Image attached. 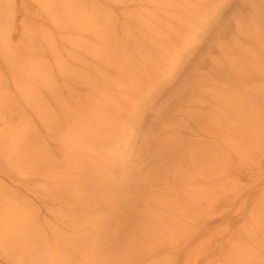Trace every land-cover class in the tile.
I'll list each match as a JSON object with an SVG mask.
<instances>
[{
	"label": "bare ground",
	"instance_id": "bare-ground-1",
	"mask_svg": "<svg viewBox=\"0 0 264 264\" xmlns=\"http://www.w3.org/2000/svg\"><path fill=\"white\" fill-rule=\"evenodd\" d=\"M218 1L221 3L223 0H163L166 3L175 2L179 8L177 10L164 9L160 0L10 1L12 6L17 4L18 8L11 12L7 9L8 14L0 17V178L8 182L0 181V260H13V264H41L47 253L57 252L56 243L61 244L65 253L61 264H77L78 259L83 260L85 257L92 260L99 250L93 247V241L87 244L85 240L98 231L99 237L103 238L98 264H178L180 255L176 252L179 250L157 247L154 239L157 238L158 229L172 227L168 219L158 216L155 220L157 227L150 224L146 228V225L136 224L131 235L126 230L127 218L122 215L121 209L127 199L122 196V192H129L119 184L112 183L107 175L111 172L114 159L109 151L114 142L119 143L120 137L114 135L111 128L115 126V121L121 119L125 120L129 129V124L135 125L141 112L135 107L130 113L125 103H119L113 86L129 87L136 81V89L140 93L147 96L156 94L158 99L157 81L168 68L165 62L161 63L162 57H168L169 47L175 42V34L181 33L186 26H193L195 35H204L207 26L201 21L207 19L205 15L210 12L220 15L223 12L220 3L215 5ZM187 2L196 9L184 6ZM143 12H149L148 17L156 19L145 20L149 26L146 29L149 42L141 46L145 50L143 55H132L134 69L129 70L121 65V57L124 45L128 52L130 38L116 37L115 40L111 30H108L112 25L108 28L102 22L114 19V28H124L130 25L134 14ZM176 19H179L178 24H175ZM164 20L170 27L161 30L162 37H153L154 21L163 24ZM100 23L101 31L96 29ZM33 34L41 40L48 36L50 45L31 44L30 36ZM64 34H75L77 39L68 40ZM141 34L143 32L134 33L132 37L137 36L142 41ZM14 37H17L16 41L19 40L16 44ZM197 40L186 46L180 45L177 58L184 55L188 50L186 47L195 44L194 50L200 48ZM236 44L253 45L264 51V31L260 30L253 37L246 38L244 43L237 41ZM89 47L93 48V54L101 56L99 69L83 56L88 53ZM108 56L115 61H105ZM253 56L259 60L257 54L253 53ZM261 56L264 58V52ZM47 58L53 61L51 67H47ZM150 61L157 68L149 72ZM158 63L161 65L159 69ZM252 63H256L255 60ZM110 67L113 73L108 71ZM91 68L94 73L90 78ZM249 72V81L256 82L262 78L255 71ZM143 73L147 78L142 77ZM260 80L257 88L261 93L257 92V96L261 99L264 97V78ZM80 85L86 88L82 90ZM186 89L183 88L182 95ZM203 89L199 84V90ZM215 91L218 93L217 88ZM157 99L151 103L156 105ZM197 99L209 104V111L216 113L214 121L209 127L208 121L202 123L208 119V114L206 117L190 118L182 133L194 136V131L187 132L191 126L210 137L206 145L214 150L212 154L207 152L208 155L220 158L236 149L241 139L238 125L245 131L247 127L260 130L264 122L262 111L244 115L242 98L231 101L226 96L213 95L208 101L205 95L195 98L193 94H187L167 102L165 108V103L156 108L154 115L164 112L167 124L173 130L161 133L157 141L163 143L175 139L173 137L181 132L178 130L180 121L171 118L168 109L183 110L186 104H192ZM252 104L245 101L244 106L252 107ZM133 114L136 116L133 117ZM84 118L94 125L86 127L82 122ZM215 125H218L216 129ZM263 127L261 130H264ZM187 143L190 150L182 148V154L174 146H164L158 154L167 152L168 157L173 159L181 155L188 161L179 162V168H184L185 172L199 164L203 167L213 166L204 160L203 152L197 150L200 145L196 140L191 138ZM261 156L263 162L264 151ZM170 168L167 167V174ZM226 169L227 165L222 167L221 172L231 177H244L256 186L264 185V180L259 179L263 169L258 166L245 167L244 170L234 167ZM115 186L120 190L119 195L110 194ZM260 187L257 188L260 194L255 195L253 202L259 201L264 195ZM245 196L235 193L222 197L219 202L221 206L232 207ZM36 203L39 204L38 208L35 207ZM110 205L109 211L107 207ZM139 209L143 211L144 207ZM97 210H101L100 216H97ZM113 210L118 213L117 216ZM135 217L141 219L137 214ZM83 222L86 224L83 225ZM230 223L231 220L224 226L223 233L218 230L222 242H218V250L205 252L204 260L227 254L224 248L228 247L224 244L236 240L234 236L240 234L238 228H228ZM243 232L248 233L246 230ZM148 234L152 237L149 238ZM251 236H254L253 231ZM87 246L90 252L85 251ZM232 247L235 249L232 254L236 264H253V254H244L252 252L250 248L243 249L238 241ZM181 249L185 251V248Z\"/></svg>",
	"mask_w": 264,
	"mask_h": 264
},
{
	"label": "rangeland",
	"instance_id": "rangeland-1",
	"mask_svg": "<svg viewBox=\"0 0 264 264\" xmlns=\"http://www.w3.org/2000/svg\"><path fill=\"white\" fill-rule=\"evenodd\" d=\"M10 1L0 0V17L8 14L6 13L8 12L7 9H10L9 12H11L14 8H18L17 4L12 6ZM160 2L164 9H179L176 7L175 2L166 3L163 0H160ZM187 3L184 6L189 7L191 10L196 9L195 6H189V2ZM219 3L220 1L216 2L215 5ZM220 5L223 10L220 15L210 12L205 15L207 19L201 21L207 26L204 35L199 37L195 35V27L186 26L181 30V33L175 34V42L169 47L168 57H162L163 62L157 59L158 62H165V65L168 66L167 70L162 74V78L157 81L159 84L158 99L155 97L156 94L147 96L145 93H140L136 89V81L129 87L113 86L119 103H125L130 113L134 111L135 107L139 108L141 116L136 120L134 119L135 125L134 123L132 125L129 124V129L125 120L119 119L115 121V126L113 125L111 130L114 135H119L120 137L118 139L119 143L114 142L109 151L114 159L111 172L107 175L112 183L119 184L129 192L127 193L124 190L122 192V196L127 199V203L125 206L122 204L123 208L121 209L122 215L127 218L125 226L129 235L133 234L136 224L146 225V228H149L150 224L157 227L158 224L155 223V220L158 216L168 219L167 221L173 224L172 227H167L168 229H158L159 231L155 236L157 238L154 239L157 247L179 250V252H176V254L180 255V259L177 261L178 264H236L232 254V251L235 250L232 244L236 241L243 249L250 248L249 250L252 252L244 254H253V264H264V195L259 201L253 202L255 195L260 194L257 191L260 186L252 184L251 180L244 177L236 175L231 177V175L221 172L222 167L225 165H227L226 170L233 167L238 170H244L245 167L256 168L258 166L263 169L259 179L264 180V161L262 162L261 156L264 151V130H261L264 122L262 123L263 126H260V130L247 127L248 129L245 131L241 125H238L241 139L236 144L237 148L220 158L208 155L206 154L207 152L212 154L214 150L209 145H206L210 141V137L198 131L196 127L193 128L191 126L187 132L194 131V136L182 133V131H185V126H188L190 118L206 117L208 114V119L202 123L208 121L209 127L210 123L214 121L216 113L209 111V104L197 99L192 104H184L185 109L183 110L176 108L172 111L168 109L170 117H175V119L180 121L178 130L181 132L173 137L175 139L163 143L162 141H157L161 133L173 130L167 124L164 112H157L154 115V112L157 111L156 108L162 107L163 103H165V108L167 102H173L176 98L180 96L183 98L187 94H193L195 98L205 95L208 101L211 100L213 95L218 97L226 96L231 101H238L242 98L244 115L258 113L259 111L264 112V97L260 99L257 96V92L261 93L257 88V84L261 82L260 79L264 78V58L261 56L264 51L253 45L236 44L237 41L244 43L246 38L253 37L254 33L260 30L264 31V0H223ZM148 16H150L149 12L134 14L133 18H131L132 21L129 22L130 25L124 28H114V19H105L102 22L106 23L108 28H111L112 25V28L108 30H111L115 40L116 37L130 38L128 52L127 46L124 45V54L121 57V65H124L129 70L134 69L132 67V55H143L145 50L141 46L149 42L148 31H146L149 26L145 20L148 18L156 19V17ZM178 20H175V24H178ZM192 21H195V19ZM102 23L96 28L97 30L101 31ZM154 24L155 27L152 29L151 34L153 37H162L163 32L161 30H166L170 27L166 20H164L163 24L159 21H154ZM141 32H143L141 34L142 41L137 36L135 38L132 37L134 33ZM30 38V43L35 46L50 45L49 43H51V39L48 36V39L41 40L37 36L34 37L33 34ZM64 38L75 40L77 35L64 34ZM197 38L200 48L194 50L195 44L186 47L188 50L185 51L184 55L181 58H177L180 45L186 46L187 43L194 42ZM16 39L17 37L13 39L15 44L19 41H16ZM134 39L136 41H133ZM206 43H208V48ZM12 48L13 46L10 47V49ZM92 49V47H89L88 53H84L83 56L87 60L92 61L96 69H99L102 64L101 56L93 54ZM253 53L258 55L259 60L254 58ZM45 60L48 61L47 67H51L52 59L47 58ZM252 60H255L256 63L250 64ZM105 61L113 62L115 59L108 56ZM168 61L172 62L168 63ZM151 62L148 64L149 72L157 68ZM160 67L161 65L158 63V69ZM108 71L113 73L111 67ZM249 71L261 74L262 78L256 82L249 81ZM93 73L94 69L91 68L89 70L90 78ZM143 74L142 77L147 78L146 74ZM199 84L204 87L203 90H199ZM184 87H187V89L182 95ZM79 88L84 90L83 88L86 87L80 85ZM216 88L218 93L215 91ZM155 99H157L156 105L151 103ZM245 101L254 104H252V107H245ZM180 107L183 106L180 105ZM177 109L178 113L176 115ZM135 116L136 114H133V117ZM82 122L86 127L94 125L87 118H84ZM215 126L214 129L218 125ZM191 138L200 145L197 150L203 152L204 160H208V163L213 166H207V168L199 164L197 167H192L185 172L184 168H179V162H188L184 157L180 155L178 158L173 159L168 157L167 152L158 154L159 150L164 146L165 148L168 146L177 147L182 154V148L190 150V145L187 141ZM191 153L196 154L195 151H191ZM88 162L89 159L87 160ZM184 166L186 165L184 164ZM167 167H171L168 174L165 172ZM0 181L8 184L2 178H0ZM120 183H123V185ZM114 188H112L110 194L119 195L120 190L116 186ZM260 188H263L264 191V185ZM235 193H243L246 196L232 207L220 205L219 201L222 197ZM194 194L196 196H193ZM244 199H246L245 203L243 202ZM38 206L39 204L36 203L35 207L38 208ZM141 206L144 207L143 211L139 209ZM110 207L111 205L107 209ZM139 211L141 214H139ZM112 212L116 211L113 210ZM101 213V210H97V216H100ZM117 214L116 212L115 216ZM136 214L141 216V219L138 220L135 217ZM171 216L173 217L169 219ZM132 218L137 220H132ZM229 220H231V223L228 224V228H238L240 234L234 236L236 240H230L229 243L224 244V246L228 247L224 248V250H227L226 255L221 257L216 255L204 260L203 255L205 252L218 250V242H222V237L218 234V230L221 232ZM84 224L86 222H83ZM114 224L111 223V225ZM245 230L248 233H244L243 231ZM252 231L254 236H251ZM148 237L151 238L152 236L148 234ZM85 241H87V244L89 241H93V247H97L99 253L94 255L95 259L92 260L87 257L83 260L78 259L77 264H98L101 259L100 245L103 238L99 237V232L97 231L96 234L93 233ZM56 245L57 250L55 251H57V254H54V252L47 253L41 264L44 261V264L62 263L65 253L60 243H56ZM89 246L85 248L86 252H90ZM182 247L185 248V251H182ZM12 262L13 260L9 262L0 260V264H13ZM177 262L175 261V263Z\"/></svg>",
	"mask_w": 264,
	"mask_h": 264
}]
</instances>
